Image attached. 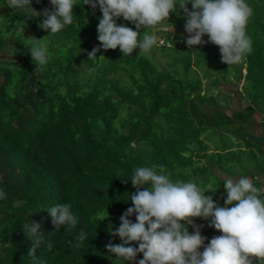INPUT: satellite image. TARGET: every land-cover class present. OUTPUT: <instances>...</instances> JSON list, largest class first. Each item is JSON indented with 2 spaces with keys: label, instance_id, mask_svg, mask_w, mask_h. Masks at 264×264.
Masks as SVG:
<instances>
[{
  "label": "trees",
  "instance_id": "obj_1",
  "mask_svg": "<svg viewBox=\"0 0 264 264\" xmlns=\"http://www.w3.org/2000/svg\"><path fill=\"white\" fill-rule=\"evenodd\" d=\"M7 2L0 0L6 19L0 27V191L5 193L0 197V264H127L106 245L122 243L109 228L116 231L133 206L128 194L137 191L130 181L137 167L159 172L163 166L172 181L204 188L212 177L218 181L213 200L222 196L223 207L227 193L219 172L209 175V166H195L213 160L232 177L235 151L221 146L207 154L201 140L207 132L239 135L245 151H251L248 161L264 174L262 138L245 128L256 113L264 118V0H246L253 9L246 28L252 48L230 66L221 62L219 48L207 36L204 44L188 48L186 19L177 5L170 21L147 29L159 38L155 47L168 61L162 68L139 49L132 56H123L119 48L105 51L97 32L102 13L85 0H75L73 23L55 34L39 27L44 10H53L50 0H32L39 17ZM117 23L136 30L122 17ZM171 24L175 33L161 30ZM35 30V39L47 37L43 43L50 53L47 64L38 67L29 53L28 35ZM94 49L99 51L89 58ZM235 82H243L240 95L249 105L230 116V106L220 101L231 99L229 85ZM254 183L260 186L258 179ZM64 203L77 222L56 230L48 209ZM130 219L135 222L134 215ZM29 221L43 234L36 259L27 255L30 240L21 228ZM195 222H205L207 234L212 228L210 220ZM81 232L84 239H77ZM203 237L207 246L210 240L206 233ZM140 259L143 254L129 264ZM253 264L264 260L253 258Z\"/></svg>",
  "mask_w": 264,
  "mask_h": 264
},
{
  "label": "clouds",
  "instance_id": "obj_2",
  "mask_svg": "<svg viewBox=\"0 0 264 264\" xmlns=\"http://www.w3.org/2000/svg\"><path fill=\"white\" fill-rule=\"evenodd\" d=\"M50 4L53 10H44L39 27L55 34L73 23L75 0H50ZM31 5L32 0L7 2L12 9L28 10L39 17L41 13ZM85 5L93 10L98 6L102 13L97 32L103 49L119 48L123 56H132L137 49L145 53L156 46L159 38L147 29L170 21V14L178 11L177 5L186 19L185 43L189 49L204 44L207 36V42L219 48L221 62L230 66L241 63L252 48L246 28L253 9L246 0H85ZM121 17L134 24L136 30L119 25ZM170 30L174 32V24ZM46 38L28 39L32 44L29 53L37 67L48 62L50 53L43 43ZM97 51L94 49L89 58ZM254 179L258 177H224L227 196L221 207L212 196L205 195L208 190L196 183L172 181L163 166L159 172L156 167H137L130 179L137 191L128 194L133 206L120 217L116 231L109 228V234L118 236L122 243H109L107 252L127 264L138 254H143L138 264H253V258L264 260V186H256ZM4 195L0 191V197ZM48 212L56 230L57 226L77 222L67 203L54 205ZM133 215L135 222L130 219ZM196 219L210 220L209 226L222 234L205 246L206 238L194 225ZM188 225L194 227L191 234ZM21 228L30 240L27 255L36 259L43 239L40 225L29 221ZM84 235L81 232L77 239H84ZM133 242L138 247L128 246Z\"/></svg>",
  "mask_w": 264,
  "mask_h": 264
},
{
  "label": "rangeland",
  "instance_id": "obj_3",
  "mask_svg": "<svg viewBox=\"0 0 264 264\" xmlns=\"http://www.w3.org/2000/svg\"><path fill=\"white\" fill-rule=\"evenodd\" d=\"M4 11H5V9L2 8L1 12H4ZM5 23H6V19L3 17V15H0V27H2V25H4ZM170 28L171 27L166 26V27H163L161 30L170 31L171 32ZM3 29H5V26H3ZM38 31L39 30H35L34 32L29 33L28 38H34L36 35H38ZM175 31L176 30H174L173 33H175ZM186 36L188 37V34ZM145 53L148 56L154 57L157 65L159 67L162 68V67H165L167 65V62H168L167 59L164 57V55L161 54V52L157 49V47L154 46L150 51L145 52ZM9 57L11 58V57H13V55L11 54ZM196 74L199 75L201 79H203L204 72L202 70H200V69L197 70ZM243 74H245V71L243 72ZM193 75H194V72H193ZM0 84H1V81H0ZM242 84H243V82H241V83L235 82L234 84L229 85V89L232 91V95H233L230 100L226 99V100H229V103L231 104V109H230V112H229L230 114H231V112H234V111H242L249 105V103L247 101H245L243 99V97L240 95V93L242 91ZM214 94L216 95L217 92H214ZM226 102L227 101H225L224 103H226ZM222 106H224V105H222ZM212 109L213 108H209L208 110L211 111ZM263 122H264V120H262V118H260V116L257 114V115L252 117V121H251V123L248 126L249 129H247V130L250 131L251 133H256V134H259V135H263V132H264V126H263L264 124L262 125ZM227 128H229V127H225V129H227ZM262 128H263V130H262ZM229 130H231V129H229ZM230 133H228V134L225 133L226 136H222L221 132L218 131V130L215 131V132H209L208 134H206L203 137V140H205V138L212 137L213 141H212V143L210 142V145L212 147H213V144H214L215 147H217V146H226V147L232 148L231 151H235L234 155L232 154L233 158L236 160L234 165H232V170H231V171L234 172V173H232L233 174L232 175L233 178H239V175H241V174H242L241 176L249 175L251 177L253 175V171L255 170V163L254 162H250V161L249 162L245 161L246 157H245V153H243L245 150H242L243 147H246L245 142L242 141V140H240V142H236L235 139L233 138L234 136L232 134H230ZM207 142H208V140H207ZM238 144H240L242 148H238L237 149L235 147V149H234L233 146H237ZM206 145H208V143H206ZM211 150H212V148H211ZM207 154L211 155L209 153V151H207ZM247 155L248 154H246V156ZM260 159L263 160L262 157ZM250 160H251V158H250ZM206 162L207 161H205L203 163L205 164ZM207 172H210L209 169H208ZM209 175H212V172L209 173ZM218 176L221 178V180L224 179V177H226V176L230 177L226 173L225 169H224V171L223 170L219 171ZM217 182L218 181H216V179L211 177V182L209 183L207 188L201 187V184H199V186L201 188L209 191V192L205 193L206 196H212L213 197L212 193L213 192L216 193L215 189H216L217 185L215 186V183H217ZM221 199H222V196L217 198V200L214 199V202L218 206H222L223 203L221 202ZM189 226H190V232L193 233L194 232V227L192 225H189ZM200 226L201 227H199V228H200L201 232L204 229H207L205 222L201 223ZM195 227H198V225H195Z\"/></svg>",
  "mask_w": 264,
  "mask_h": 264
},
{
  "label": "crops",
  "instance_id": "obj_4",
  "mask_svg": "<svg viewBox=\"0 0 264 264\" xmlns=\"http://www.w3.org/2000/svg\"><path fill=\"white\" fill-rule=\"evenodd\" d=\"M3 9H5V11L7 10L6 8H3ZM225 101L224 100H222V101H220V104L221 105H226V103L230 106V109H231V104L229 103V101L228 102H226V103H224ZM213 108V107H212ZM230 109H227L226 110V113H228L230 116L231 115H233V112H231V114L229 113L230 112ZM214 110V108L212 109V111ZM243 111V110H242ZM258 113H256L255 115H257ZM254 115V116H255ZM260 116V115H259ZM256 118V117H255ZM260 118H262V120H264V118L263 117H261L260 116ZM251 121H252V118L250 119V121L245 125V128L246 129H249L248 128V126H249V124L251 123ZM264 124V122L262 123V125ZM238 125H243L242 123H240V122H238ZM264 126V125H263ZM262 130H263V128H262ZM248 131V130H247ZM210 132H212V131H210ZM209 132H207L206 134H208ZM248 133H250L251 135H253V136H258V137H261L262 138V144H261V148H262V150H263V152H264V132H263V135H259V134H256V133H251L250 131H248ZM206 134H204V136L206 135ZM230 134H232L234 137V139H235V141L236 142H238L239 140H241V138H240V136L239 135H236L235 133H233V132H231ZM204 136H202L201 137V140L204 142V144H205V146H206V148H207V151H209V153L210 154H213V153H216L218 150H220L221 149V146H217V147H215L214 146V144H213V147L210 145V142L212 143V137H209V138H205V140H203V137ZM207 140H208V142H207ZM206 143H208V145H206ZM246 145V144H245ZM197 146V145H196ZM234 147V146H233ZM196 148V147H195ZM211 148H212V150H211ZM247 149V148H246ZM242 150H245V147H243V149ZM256 150V149H255ZM243 153H245V157H246V159H245V161L246 162H249L248 161V158H249V156H252L251 155V151H249L248 149L246 150V151H244ZM246 154H248L247 156H246ZM203 162H205V161H201L200 163H198V164H196V168H202L203 166L204 167H207V166H209V167H207V169H209L210 170V172H213V173H216L217 174V172H219L220 171V167L218 166V164H216V162H214L213 160H210L209 162H206L205 164L203 163ZM209 164V165H208ZM213 167V168H212ZM211 168V169H210ZM206 173H208L209 174V172H207V170H206ZM251 177H253V178H257L258 177V180H259V184H260V186H264V174H262L261 173V171H260V169H258V168H255V170L253 171V175L251 176ZM224 180V179H223ZM194 224L195 225H198V227H201L200 226V224L201 223H197V222H195L194 221ZM189 226V225H188ZM189 228H190V226H189ZM190 230V229H189ZM191 233V232H190ZM206 233V236H208V238H209V240H210V235H211V233H213L214 234V237H216V236H219V235H221L222 233H220V232H218V231H216L215 230V228L214 227H212L210 230H209V233L207 234V231H206V229H204L202 232H201V235L203 236L204 234ZM210 242V241H209ZM200 251L202 252L203 251V247L200 249Z\"/></svg>",
  "mask_w": 264,
  "mask_h": 264
},
{
  "label": "built area",
  "instance_id": "obj_5",
  "mask_svg": "<svg viewBox=\"0 0 264 264\" xmlns=\"http://www.w3.org/2000/svg\"><path fill=\"white\" fill-rule=\"evenodd\" d=\"M213 237H214V234H213V233H211V235H210V240H211Z\"/></svg>",
  "mask_w": 264,
  "mask_h": 264
}]
</instances>
